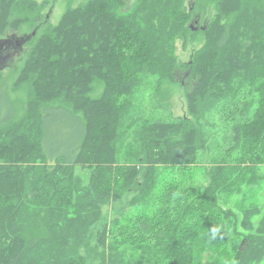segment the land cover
Instances as JSON below:
<instances>
[{
  "label": "trees",
  "instance_id": "16d2710c",
  "mask_svg": "<svg viewBox=\"0 0 264 264\" xmlns=\"http://www.w3.org/2000/svg\"><path fill=\"white\" fill-rule=\"evenodd\" d=\"M126 1L87 0L52 25L36 1L0 0V35L40 28L17 80L31 87L19 119L0 87V264H260L263 209L246 192L241 220L227 204L264 164V0H199L214 13L198 30L194 1ZM195 34L204 44L180 62L176 40ZM182 70L194 81L186 115L134 111L140 76ZM214 109L232 143L207 186L186 185ZM128 191L132 211L103 213Z\"/></svg>",
  "mask_w": 264,
  "mask_h": 264
},
{
  "label": "rangeland",
  "instance_id": "374dc122",
  "mask_svg": "<svg viewBox=\"0 0 264 264\" xmlns=\"http://www.w3.org/2000/svg\"><path fill=\"white\" fill-rule=\"evenodd\" d=\"M29 1V0H27ZM41 5V11L45 16V21L48 24L56 25L65 10L68 7H75L81 5L87 0H33ZM196 6L192 24L195 27L194 30L205 28L206 22L211 19L213 7L210 4H205L199 0H186L185 6L188 7L192 3ZM135 0H127L126 8L131 7ZM200 14V15H199ZM17 14L12 15L14 19ZM193 29V28H192ZM39 31L40 28H35V24L32 22L25 24L20 30L9 25L6 28L5 35H0V41H11L12 47H9L3 52V57L0 58V87L3 88L14 105L15 117L19 119L24 115L28 108L30 101V89L28 84H19L17 86V80L19 72L24 62L27 50L30 48L32 41L26 39V44H17V39L27 37L33 32ZM191 39L184 43L182 39H177L175 42L174 53L178 57L180 62L190 61L192 54L199 49L205 42L203 34H195L190 36ZM6 46L0 43V47ZM141 77V85L137 88L132 97V107L135 112L140 111L143 116H153L154 118H160L164 120L173 119L179 116L187 114V94L192 91L194 81L188 79L186 73L182 70L178 73V79L171 82L170 80H158V77L151 74H143ZM158 80V81H157ZM2 85V86H1ZM92 97H100L104 89V83L97 82ZM6 107V105H5ZM6 109V117L8 110ZM209 126L207 127L208 142L204 148L199 151V165L188 173H181V178L184 179L186 185H194L200 188L208 185L210 178L207 172L211 166L218 162L226 153L227 149L231 145L232 133L229 130V124L224 121L223 115L219 110H213L205 118ZM192 168V167H191ZM77 174L82 178L87 179L88 173L77 169ZM160 175V172H158ZM242 194L233 195L230 199L228 206H232V210L238 215L241 220V214L237 207H234L235 202H239L240 198L246 192V200L250 204L257 203L264 213V164L258 165V169L253 173L246 176L244 182L241 181ZM136 193L128 191L123 197H120L118 201L112 202L111 205L103 206V213L109 215L111 218H115L116 213L119 217L127 215L132 208H129L127 202L135 200ZM113 201V200H112ZM119 212V213H118ZM258 218L255 219V223H258ZM97 232V229H95ZM211 253H205L204 261H207ZM86 264H97L91 262L89 259ZM264 264V260L260 263Z\"/></svg>",
  "mask_w": 264,
  "mask_h": 264
},
{
  "label": "flooded vegetation",
  "instance_id": "af4514ba",
  "mask_svg": "<svg viewBox=\"0 0 264 264\" xmlns=\"http://www.w3.org/2000/svg\"><path fill=\"white\" fill-rule=\"evenodd\" d=\"M26 39H31V36L29 35V36H27V37H22L21 36V38L20 39H17V44L18 45H21V44H26L28 41L26 40ZM4 45H6V46H3V47H0V58L1 57H3V52L6 50V49H8L9 47H12L13 46V44L11 43V41H6V42H4L3 43Z\"/></svg>",
  "mask_w": 264,
  "mask_h": 264
},
{
  "label": "water",
  "instance_id": "95a60500",
  "mask_svg": "<svg viewBox=\"0 0 264 264\" xmlns=\"http://www.w3.org/2000/svg\"><path fill=\"white\" fill-rule=\"evenodd\" d=\"M192 28H193V29H195V27H192ZM2 42L4 43V42H5V40H2V41H0V43H2Z\"/></svg>",
  "mask_w": 264,
  "mask_h": 264
}]
</instances>
